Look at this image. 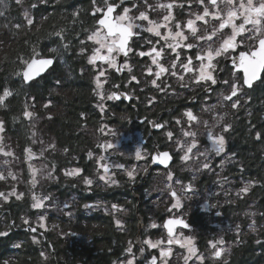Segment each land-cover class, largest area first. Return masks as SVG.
I'll list each match as a JSON object with an SVG mask.
<instances>
[{
	"label": "snow or ice",
	"instance_id": "6c2138e0",
	"mask_svg": "<svg viewBox=\"0 0 264 264\" xmlns=\"http://www.w3.org/2000/svg\"><path fill=\"white\" fill-rule=\"evenodd\" d=\"M40 3H48V0H39ZM18 5L23 4V0H16ZM30 8L36 7V4H30ZM197 8L198 11L187 12L185 16L184 9ZM179 9V12L175 10ZM89 11L91 18L94 20L92 28L83 29L84 39L79 40V55L86 57L87 64L92 66L95 71L93 75L94 95L98 97L97 108L100 112L106 110V100H117L121 96H127V93L120 92L122 85L112 84V91L105 92V85L109 83L108 72L110 69L115 71L127 70L128 83H140L138 77L133 72V66L129 62L132 57L150 58V62L143 66L141 75L146 74L148 82L159 92L172 90V94L176 95L175 89L171 85L164 84L163 77L165 75L174 77L181 88H188L191 85L200 86L205 93L213 91L212 86L222 83L227 90L219 93L222 101L230 102L232 109H238L241 104V96L246 94V90H252L259 83L264 85V0H90ZM163 13V15H161ZM81 10L72 13L73 17H79ZM155 14L158 19L153 18ZM0 15H3L0 12ZM24 20L28 25L34 26V20L31 18L29 10L23 12ZM16 29H20L21 25L16 24ZM145 34H151L146 37ZM50 35H55L61 39H66L64 30L55 31ZM81 33H76L79 37ZM143 41L141 45L139 42ZM136 45L135 47L133 45ZM91 45V46H90ZM64 49H68L70 44L64 43ZM192 50L191 55H182L184 50ZM53 55L42 57L37 53L36 47L33 46L27 58L17 55L19 62V70L14 73L15 76L21 78L24 84H28L46 70H48L59 57L60 53L57 48L49 49ZM174 54V55H172ZM123 57L121 61L118 58ZM221 61H228L231 68L227 65L221 67ZM84 69H81L83 72ZM227 71L228 79L220 81L219 73ZM187 79L188 83H185ZM159 81V82H158ZM60 81H57L59 84ZM207 87H204V86ZM14 95L13 89L8 86L0 85V107H6V101ZM131 99V96H128ZM35 97L31 100L33 105L25 104V110L22 115L31 120L35 114L29 111V107L34 106ZM156 99L155 96L148 100L151 104ZM191 99V97H189ZM252 99L251 96L248 97ZM51 105V100L43 105L47 109ZM215 105L212 106L214 108ZM212 108H204L202 111H212ZM81 113V116H84ZM49 115L48 119H51ZM186 118V119H185ZM220 117L217 123H220ZM186 124L188 129L182 127L181 132L183 137L188 138L190 142L176 141L180 151L184 154L180 157L181 161L187 163L193 160V156L199 158L204 157V162L200 164L201 169L211 170L212 164L208 157L209 151H214L218 156L225 153L226 138L224 133H228L232 125L223 124L221 126V134H214L210 128L207 131L208 138L212 141L213 148L206 149L204 152L198 150L199 141L197 133L190 130L193 124L203 123L206 128L208 121H201L192 109H185L180 118H175L176 124ZM153 128L164 130L169 124V121H149ZM254 128V126H253ZM104 126L98 131L103 133ZM5 132V122L0 119V152L4 156H13L14 153L6 151L3 146V133ZM35 137V133L32 134ZM164 135L168 141L174 140L173 131H165ZM257 139L264 138V133L256 132ZM33 143L37 141L33 139ZM98 148H103L105 151L112 148L111 142L98 144ZM49 149H55L54 144L48 145ZM45 149L41 150L40 155L43 156ZM68 152V149H64ZM24 152L28 154L29 159L32 156L31 148H25ZM89 158L93 157L91 150L87 153ZM123 155V153H121ZM233 155H235L233 153ZM136 160H143L153 164L159 163L165 165L166 176L165 183L170 196V207L166 209L169 213V218L163 222L162 227L166 229V239L161 238L155 242L151 239L144 241L148 247L159 249V255L151 256L149 264H170V259L176 255L174 246L179 245L185 250L182 254L183 264H189V261L195 257L199 264H204L205 256L199 252L192 236H184L183 232L177 233L175 229H189L191 225L185 221L182 216L175 215L174 210L182 209V199L177 193L172 183L180 184L181 191L184 193L193 190V185L190 182L184 185L182 181L174 180V173L168 168V162L172 160V154L169 151H161L155 149L152 152H147L146 149L138 148L135 152ZM105 157L100 156L97 168L98 179L106 184L116 185L118 181L114 179L115 173L110 172L109 165L104 163ZM7 164V161H5ZM223 161L221 162V167ZM115 168L123 169L130 181L134 182L137 176V167L127 168L124 164H115ZM29 169L32 171L31 184L33 187L37 184L35 178L36 170L29 164ZM101 170L102 173H101ZM144 172H148L147 166L143 168ZM83 169L73 168L65 170L66 176H81ZM11 177L12 180H17L18 177L12 172H8L5 176L0 173V180H7ZM49 178H52V173L49 172ZM195 176L193 177V180ZM227 180V177H224ZM83 183L87 186H92L94 181L88 176H83ZM255 182L249 181L243 188L241 193H247L250 187ZM11 197L19 201L24 198V193H18L15 187H12L7 193L0 191V200L7 203ZM50 196H37L32 193V209H41L46 207L45 201L49 200ZM171 201H174L171 202ZM65 208L68 205L64 206ZM85 208L90 205L85 204ZM112 209L124 211L121 206L113 204ZM71 215V212L68 213ZM264 215V214H262ZM24 225L28 226V231L31 233L37 232V227H33L28 218L21 217ZM37 224L40 228H46V217L40 215L37 217ZM117 227L122 228V222L119 219L115 220ZM15 222L5 224V230H0V237H5L15 227ZM150 227H157L152 223ZM239 229V225H237ZM252 231H256L255 221L250 225ZM42 236L43 233H40ZM33 243H39V238L32 235ZM208 247L211 249V258L219 259L222 257L225 248L223 238L218 240L208 241ZM261 243L260 240L256 241ZM14 247H21L20 243ZM130 256L126 260H114L112 264H134L135 255L132 254L131 241L129 247L125 250ZM144 251L143 248L140 249ZM40 255L47 259L44 252ZM7 264V262H5Z\"/></svg>",
	"mask_w": 264,
	"mask_h": 264
},
{
	"label": "trees",
	"instance_id": "16d2710c",
	"mask_svg": "<svg viewBox=\"0 0 264 264\" xmlns=\"http://www.w3.org/2000/svg\"><path fill=\"white\" fill-rule=\"evenodd\" d=\"M30 4H36V7L30 8ZM89 5L90 0H48V3L23 0L22 5H18L16 0H0V12L3 13L0 15V85L8 86L14 91V95L6 101L7 106L0 107V119L5 122L4 136L14 142L18 155L30 144L32 120L24 117L22 113L25 104L33 105L31 97L34 96L36 98L34 106L29 107L28 110L35 114L33 118L37 129L41 128L40 136H45V139H50L56 144V153L54 152V156L53 154L49 156L50 160L55 157V162L50 161L57 174L53 187L61 189L62 198L73 192L71 188L74 182L73 179L62 176L59 173L60 169L78 165L83 157L88 158L87 153L93 147L100 125L97 98L92 91L95 86L94 69L87 64L86 57L78 54L79 40L84 39L82 30L92 28L95 23L91 18ZM25 9L29 10L34 26L28 25L24 20ZM77 10H81L78 18L72 15ZM16 24L21 25L20 29L14 27ZM61 29L64 30L66 39L50 35ZM76 33L81 35L77 37ZM64 43L70 44V47L64 49L62 47ZM33 46L42 57L53 55L49 52L52 48H57L60 55L43 75L24 84L20 77L14 75L19 70L17 55L27 58ZM82 68L83 72H81ZM58 80L59 84H57ZM251 97L250 112L244 116H236L231 124V130L226 135L227 148L235 154L233 155L235 162L226 167L223 173L226 174L225 176L228 175V178H235L237 186L239 185L237 181L242 179L254 181L255 184L245 200L239 199L234 205H223L219 215L225 216L233 210L247 207L251 200L258 201L261 211H264V138L257 139L255 135L256 132L264 133V85L258 83L251 92ZM49 100L51 105L45 109L43 105ZM114 110L117 111V107ZM81 113L85 115L81 116ZM49 115L51 119H48ZM80 144H84V151L80 150ZM65 148L68 152L64 151ZM200 183L204 185L205 182L203 180ZM2 184L5 183L0 181V188ZM27 206V201L11 200L0 208V230H5V224L11 222H15L19 227V216ZM235 218L237 219V216ZM189 220L197 226H203L198 236L201 244L204 245L208 238L206 233L208 225L203 213L191 212ZM101 222L103 225L107 223ZM72 228L77 230L78 223L75 222ZM91 228L96 229L94 225ZM107 229L110 233V228ZM23 233L12 229L7 236L0 237V264L5 262L45 264L29 242L19 248L14 247ZM261 235L263 240L259 244L254 242L253 237H249L247 242L235 247L229 264H264V254L261 252L264 253V230L261 231ZM104 239L105 236L101 241ZM121 241L122 238L118 235L117 244ZM259 248L262 250L260 251ZM57 250V256H61L60 259L63 260L58 264H76L78 261L76 248L69 247L68 251L71 254H67L65 249L62 251L61 245H58ZM105 254L103 251L99 257H108V254ZM118 254V250H115L114 255ZM88 255L94 257L92 252Z\"/></svg>",
	"mask_w": 264,
	"mask_h": 264
},
{
	"label": "flooded vegetation",
	"instance_id": "af4514ba",
	"mask_svg": "<svg viewBox=\"0 0 264 264\" xmlns=\"http://www.w3.org/2000/svg\"><path fill=\"white\" fill-rule=\"evenodd\" d=\"M154 2V0H150ZM198 11L199 9L193 7L191 9L185 8V16L182 19L187 18V12ZM179 12V9L175 10ZM163 15V13H161ZM154 19H158L155 14H153ZM146 37H150L151 34H145ZM141 45L143 41L139 42ZM136 46L135 44L133 45ZM192 50L185 49L182 55H191ZM174 55V54H172ZM119 59V58H118ZM124 59V58H123ZM122 59V60H123ZM121 60V61H122ZM133 66V72L137 75L139 84L136 82L128 83V72L125 71H115L110 69L108 72L109 83L105 85V92L112 91V84L122 85L120 92L127 93V96H122L117 100H106V110L104 114L100 112L99 108V119L100 122L112 123L119 127V130L123 128H134L143 133L144 139L143 144L148 152H152L155 149L161 151H169L172 154V160L169 161L168 168H173L179 161L180 151L175 150L167 146L166 139L164 137L165 131H173L174 137L178 136L181 132V128L184 127L188 129L186 124H176L175 118H180L181 114L185 109H192V111L199 117H203L208 121V127L214 128L217 125L216 130H220L223 124H232L236 116L248 114L250 112V100L251 92L257 87V84L252 90H246V94L241 96V104L238 109H232L230 102L222 101L219 93L225 92V86L222 83L213 85V91L205 93V91L197 85H191L188 88H181L179 83L174 77L165 75L163 77L164 84L171 85L172 89H175L176 95L172 94V90L168 89L166 92L157 91L149 82L146 74L141 75L143 71V66L150 62V58H139L132 57L129 61ZM227 65L231 68V64L228 61H221V67ZM220 81L229 78L227 71L219 73ZM159 82V81H158ZM185 83H188L187 79ZM204 87H207L206 85ZM128 96L132 98L129 99ZM155 96L156 99L149 104L148 100ZM191 97V99H189ZM215 105L214 108L212 106ZM117 107V111L114 108ZM204 108H212V111H202ZM222 117L220 123H217V119ZM186 119V118H185ZM149 121H158L163 123V121H169V124L164 130L153 128ZM191 130V129H190ZM215 130V132H217ZM227 133H225V136ZM228 138V137H227ZM84 144H80V150L84 151ZM81 160V159H80ZM85 162H90L86 164ZM150 162H147L149 166ZM79 168L83 169L81 176H78V180L73 181L71 190L73 191L67 197H60L61 189L58 190L55 187H51L52 191L56 193V201L58 205L56 206V211L52 210L50 207V220L49 225L55 226L56 228H50L48 230L42 229L36 224L33 227H37L36 233H31L25 227L11 228L14 231L19 230V232H24L20 235V239L16 242L20 243L21 246L29 242L32 249L37 250L40 260L45 262V264H58L63 260L60 259L61 256H57L58 245L62 246V251L66 250V253L71 254L68 251L69 247L76 248L78 250V261L76 264H112V261L123 259L124 256L131 258V256L125 251L129 247V242L131 241L132 254L135 255L134 264H149L151 256L159 255L156 249H151L144 241L148 237H157L158 233H162L166 236V229L162 227L163 222L169 218V213H166V198L169 194L163 193L164 197L152 196L150 197V187L154 184L152 181V176L155 172H166L165 166L157 165L153 167L151 172L145 177H142L143 167L140 174L136 177L134 182H125L122 185H111L106 184L104 181L98 179L97 175V165H95L89 158H84L79 161ZM110 168V172L113 170ZM177 176L185 179L186 174L179 171L176 172ZM83 176H88L92 178L94 183L92 186H87L83 183ZM228 179V175L225 176ZM233 178V177H230ZM120 183H123L120 181ZM155 182V185L159 184ZM55 186V185H54ZM76 190V192L74 191ZM154 190V189H152ZM70 191V190H69ZM65 194V193H64ZM155 204H152L154 201ZM71 200L73 202L72 213L76 216L70 219L67 215L69 208L63 206L65 200ZM88 204L90 207L85 208L84 205ZM116 204L121 206L124 211H117L112 209V205ZM189 207L182 208L180 213H175L176 215L182 216L187 223L191 225L189 229H182L177 227L175 231L179 233L180 231L190 232L197 225L189 220ZM35 219L38 216V209H34ZM62 212L65 214H62ZM99 219V221H97ZM119 219L122 222L123 229L117 227L115 220ZM154 219L156 221L157 227L150 229L149 221ZM76 220V221H75ZM101 221L107 222L105 225ZM78 223L77 230L74 228V223ZM12 223V222H11ZM94 225L96 229L91 227ZM28 227V226H27ZM102 228V230H101ZM111 232L109 233L108 229ZM106 230V231H105ZM105 231V232H104ZM40 233H43L41 236ZM32 235H36L39 238V243H33L31 240ZM120 235L122 241L117 244V236ZM77 236V238L72 239V237ZM105 236V239H101ZM259 240L262 239L259 238ZM143 248L144 251L141 252L140 249ZM118 250V255L115 256V250ZM260 251L262 250L259 248ZM103 251L108 254V257H99ZM259 251V252H260ZM41 252L45 253L47 259L40 255ZM92 252L94 257H90L88 254ZM262 254L263 251H261ZM56 254V255H55ZM105 254V255H106ZM69 256V255H67ZM231 256V255H230ZM55 258V260H53ZM53 260V261H52ZM75 261V259H74ZM230 257L226 262H220L214 264H229ZM170 264H172L170 262ZM206 264H212L206 262Z\"/></svg>",
	"mask_w": 264,
	"mask_h": 264
},
{
	"label": "rangeland",
	"instance_id": "374dc122",
	"mask_svg": "<svg viewBox=\"0 0 264 264\" xmlns=\"http://www.w3.org/2000/svg\"><path fill=\"white\" fill-rule=\"evenodd\" d=\"M94 69V68H93ZM95 71V69H94ZM97 103H98V97ZM105 103V102H104ZM105 112V111H104ZM104 112L102 114H104ZM201 121H207L205 118L199 116ZM32 124V131L30 134V141L29 145L25 148H31L32 150V156L29 159L28 154L23 152L18 155V152L16 151V146L14 145V142L10 139H7V137L3 135V146L6 151L14 153L13 156H4L3 152H0V173H3L5 176L8 175V172H12L15 176L18 177L17 180H12L11 177H9L7 180H0L5 184L1 185L0 191L8 192L11 190L12 187H15L18 193H24V198L19 200V202H28V206L26 207V210L20 214L18 225L20 227H27V225H24L21 217L28 218L31 221L32 226L36 224V226L39 227L37 224V218L35 219V211L31 208L32 201V193H35L37 196H50L49 200H46L44 203L46 207L38 209V216L44 215L46 217V229L48 230L50 226L52 228H56L55 226L49 225L50 220V207H52V210L55 212L56 206L58 205V202L54 197H56V193L52 191L51 186L56 182V171L53 168L52 163L50 161L55 162V157H53L50 160V155L56 153V144L54 141H51L50 139H45L46 137H42L39 134L40 129H37L36 121L34 118L31 119ZM104 126L105 130L103 133L98 131V134L93 142V147L90 149L93 152V157L89 158L92 160V162L97 165L98 168V162L99 157L103 156L105 157L104 163H107L111 169L113 170L112 173H115L114 179L118 181L117 185H122L125 182H130L129 178L125 174L123 169L115 168L113 165L115 164H124L127 168H132L134 165L137 167V176L140 174L142 168L146 165V162L143 160H136L135 158V152L138 148L141 150L145 149L143 142L144 135L141 131L136 130L134 128H123L126 130H117L120 129L117 127V125H114L112 123H105L103 121L100 122L99 128ZM98 128V129H99ZM210 128V130L214 134H221V129L218 131L216 130L217 125H215L214 128H211V125L206 128V126L203 123L199 124H193L191 126V131L197 133V140L199 141L198 144V150L200 152H204L206 149L211 150L213 148L212 141L207 136V131ZM215 130L217 132H215ZM33 133H35V137H33ZM164 135V134H163ZM225 135V133H224ZM166 139V144L172 149L180 151L178 145L176 144V141H183V142H190L188 138L183 137L182 132H179L178 136L174 137L173 141H168L166 136L164 135ZM226 138V147H225V153H221L220 155H216L214 151L208 152V157L211 161L212 168L211 170L207 169H201L199 171H196V169L200 168V164L204 162V157H195L193 156V160L189 161L187 163L181 161L179 159L178 163L171 168L170 170L174 173V180L182 181L184 185L189 184L190 182L193 185V190L187 193H184L181 191V185L173 183L169 181L168 183H172L173 187L177 191V193L181 196L182 199V208L189 207L190 213L191 212H199L203 213L204 218L207 220V240L204 245L200 242V236H198V233L200 234V231L203 226L198 225L196 226L192 231L186 232V231H180L183 232L184 236H192L194 238V242L196 247L199 249V252L202 253L205 256V262L209 263H217L218 260L220 262H226L228 258L230 257L232 251L235 247L244 244L248 241L249 237L254 238V242L256 243L259 238H261V231L264 230V211H261L259 207V203L256 200L249 201L247 207H243L238 210H233L229 214L223 216L222 214L219 215V212L221 210V207L223 205H234L236 201L245 200V197L249 195V192L252 187H250L249 191L247 193H241L240 189L245 186L249 181L248 180H238L237 183L239 185H236V179L235 178H228L227 180L224 179V170L226 167H228L231 163L235 162V159L233 157V153L230 152L227 148L228 145V138ZM33 139H35L37 142L33 143ZM111 142L113 147L105 151L103 148H98V144H104L105 142ZM54 144L55 149H49L48 145ZM45 149L43 152V156L40 155L41 150ZM55 152V153H54ZM148 152V151H147ZM123 153V155H121ZM184 153L180 151V157ZM179 157V158H180ZM7 161V164L5 163ZM223 161V165L221 167V162ZM29 164L32 165V168L36 170L35 178L37 180V184L35 187L32 186L31 180H32V171L29 169ZM79 168L78 165H71L68 167H62L60 169V174L64 177H68L70 179H73V181L78 180V176H66L65 170L73 169V168ZM103 170H101L102 173ZM179 171L181 173H185L187 176L185 179L181 178L180 176L176 175V172ZM49 172L52 173V178H49ZM136 176V177H137ZM165 176L166 172H155L152 176V181L154 184L150 187V197L152 196H159L166 192L168 194V189L166 187L165 183ZM195 176V179L193 180V177ZM213 177L214 179H210ZM208 178V179H207ZM158 180L161 182L160 185H155V182L158 183ZM204 180V185L200 182ZM206 180V181H205ZM208 180V181H207ZM102 181V180H101ZM123 182V183H120ZM237 186V187H236ZM154 189V190H152ZM11 200H15V197H11L7 203L0 200V208H3L6 206ZM17 201V200H15ZM174 203V201H171ZM155 198L154 201H152V204H155ZM166 207H170V197L167 196L166 198ZM68 205L69 211L71 212V215H67L70 219H73L76 214L72 213L73 202L69 199L65 200L63 202V206ZM222 205V206H220ZM166 208V209H167ZM182 209L174 210L175 213H180ZM167 213V211H166ZM62 214H64L62 212ZM226 214V213H225ZM65 215V214H64ZM176 215V214H175ZM262 215V216H261ZM37 216V217H38ZM237 216V219L235 218ZM253 221H255V228L256 231H252L250 228V225H252ZM152 223L156 224V221L154 219H150L149 221V228L152 229L153 227H150ZM237 225H239V229L237 228ZM25 227V228H26ZM72 228V227H70ZM212 228V230H210ZM123 229V228H122ZM179 232V233H180ZM165 238L162 233H158L157 237H148V239L153 240L154 242L158 239ZM77 238V236L72 237V239ZM220 238H223L225 241V244L223 247L225 248V251L221 258L219 259H213L211 258V249L208 247V241L211 240H218ZM18 242H16L17 244ZM152 249V248H151ZM159 253V249H156ZM174 252L176 255H174L170 262L172 264H183L182 254L185 253L184 249H181L179 245L174 246ZM130 259L127 258V256H124L123 259L119 260H126ZM189 264H199V261L196 260L195 257H193Z\"/></svg>",
	"mask_w": 264,
	"mask_h": 264
},
{
	"label": "water",
	"instance_id": "95a60500",
	"mask_svg": "<svg viewBox=\"0 0 264 264\" xmlns=\"http://www.w3.org/2000/svg\"><path fill=\"white\" fill-rule=\"evenodd\" d=\"M122 59H123V57H119V60H122ZM46 71H47V70H46ZM46 71L42 72V73L40 74V76L43 75ZM40 76H38V77H40ZM38 77H36V78H38ZM36 78H35V79H36ZM121 97H122V96H121ZM168 164H169V162H168ZM157 165L165 166V165H163V164H159V163H155V164H153V163L150 162V165L148 166L149 171H148V172H143L142 177L145 178V177L151 172V170L153 169V167H155V166H157ZM26 228L28 229V227H26Z\"/></svg>",
	"mask_w": 264,
	"mask_h": 264
}]
</instances>
